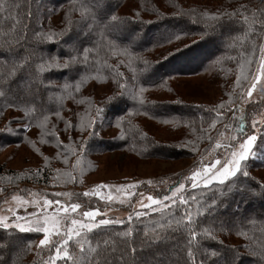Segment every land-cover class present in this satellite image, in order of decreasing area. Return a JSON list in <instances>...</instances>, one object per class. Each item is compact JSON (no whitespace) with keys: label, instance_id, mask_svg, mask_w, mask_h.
<instances>
[{"label":"snow or ice","instance_id":"obj_1","mask_svg":"<svg viewBox=\"0 0 264 264\" xmlns=\"http://www.w3.org/2000/svg\"><path fill=\"white\" fill-rule=\"evenodd\" d=\"M260 2L264 5V0ZM49 3L50 0H24L23 4L17 0H0V18L8 22V30L0 36V118L7 109L20 113L0 127V133L14 134L17 129L11 126L13 123L21 125L19 131L22 132L34 127L39 130L40 144L50 143L49 137L55 141L59 150L56 156L64 165H68L73 156L79 164L87 141L99 137L103 125L105 108L81 95V89L89 81L103 84L112 80L116 86L113 95L101 104L128 97L136 105L135 110L126 113L132 117L139 114V108L155 104L144 95L145 85L156 75L153 72L144 76L153 67L142 55L145 45L163 48L174 44V50L163 57L168 60L191 47L183 43L191 35H199L201 40L222 39L228 35L232 42L227 47L232 48L237 40L248 39L254 31L257 35L264 32V7L252 11L243 3L233 6L232 10L227 7L185 9L176 0H169L174 11L171 15L156 12V23L160 20H174L175 23L166 28L160 38L149 35L143 27L153 21H144L140 11L131 17L118 15L120 4H114L113 0H65L68 7L62 9L61 25L53 28L45 23L56 14V8L48 9ZM21 9L24 10L22 20ZM76 16L79 19H75ZM236 31L243 32V36H231ZM256 51L259 61L255 71L248 72L254 62L251 57L240 64L244 82L237 78L235 86L241 91L236 99L208 109L215 113L209 128H215L217 121L222 122L226 112L232 116L216 137L209 135L208 129H202L209 147L190 174L181 176L155 196H145L143 191L135 189L141 184L162 185L165 180L137 181L118 187L97 184L82 194H75L77 197H97L105 201L107 210L115 199L130 209L125 219L108 217L101 207L73 200L72 193L57 192L55 199H44L43 205L36 199L11 195V200L5 198L4 203L14 202L15 206L4 210L7 215L0 214V229L3 230L0 264H21L23 257L33 252L32 242L18 238L17 233L25 232L43 236L35 244L37 259L34 264H57L58 261L60 264H264V237L250 235L247 228L253 220L264 221V212L257 213L253 207L257 201L264 206V182L250 172L253 162L264 164V142L257 144L260 130L264 129V119L246 117L244 108L246 103H255L252 97L257 89V95L264 102V83H261L264 45L253 44L251 55L255 56ZM101 52L102 62L98 59ZM112 58H116V64L109 63ZM227 59L236 58L229 56ZM138 64L143 65L139 72L135 67ZM121 67L129 69L131 75L126 76L120 71ZM101 69H107L108 74L103 75ZM57 72L64 73L59 81L55 77ZM73 72L75 75L68 79V74ZM160 83L167 81L161 79ZM168 90L172 91L171 88ZM65 100L77 105L87 102L83 114L73 112V116L79 117L78 123L62 115L65 110L72 111L65 109ZM144 114L147 115V111ZM260 115L264 116V113ZM248 120L250 127L246 123ZM124 122L123 115L114 122L115 127L121 129L120 139H125ZM60 123H63L62 129L58 128ZM70 130L78 131L80 139L68 137L69 143H65L56 134ZM22 138L27 139L36 153L43 155L37 141L27 136ZM186 143L195 151L199 150L191 142ZM44 159L47 161L48 157ZM53 171L52 180L58 181L64 176L74 183H83V169L79 176L60 169ZM44 173L41 168L29 171V175L37 180ZM106 188L117 192L115 198L111 192L106 196L101 192ZM123 190H128L127 199L121 198ZM2 191L4 189L0 188ZM61 197H68V200ZM29 205H36L39 211L27 213ZM48 207L52 208L51 213ZM20 208L27 214L18 215ZM78 211V216L73 215ZM150 212L156 213L159 219H153L148 228L143 226V218ZM115 226H122V230H112ZM221 233L235 235L241 243L225 244L218 238ZM173 250L179 259L173 257Z\"/></svg>","mask_w":264,"mask_h":264},{"label":"rangeland","instance_id":"obj_2","mask_svg":"<svg viewBox=\"0 0 264 264\" xmlns=\"http://www.w3.org/2000/svg\"><path fill=\"white\" fill-rule=\"evenodd\" d=\"M150 1L146 0L145 3V0H113L115 3H121L117 12L118 15L131 17L133 13L140 11L141 18L145 21H157L158 17L156 12L171 15L174 11L169 0ZM176 2L185 9L189 7L207 9L227 7L229 10H232L233 6L238 7L241 3L247 5L252 11H256L259 7H264V5H261L260 0H176ZM149 6L151 7L149 8ZM50 8L51 7L48 6V9ZM63 15L64 12L62 9H56V14L52 15L50 20H46L45 23L50 24L53 28H58L61 25V17ZM257 16L259 17V13H257ZM74 18L79 19L78 16ZM253 28H256V26L254 25ZM191 36L186 37L184 42L186 43L190 40L192 38ZM231 36L242 37L243 32H232ZM160 37L161 34L156 38ZM250 40L249 37L248 39L237 40L236 45H241L240 47L244 48V42ZM221 41L223 45L221 44V47L213 56L207 58L202 66H195L197 71L195 74L187 75L184 73H177L176 69H173L174 71L170 70L172 72H165V75L168 77L166 84H162L163 86L160 84L157 87L147 89L144 95L147 100L155 102L154 105L150 106L151 109L153 107L155 110L159 111L158 113L147 112L149 117L142 114L130 119L131 128L134 129V127H137L141 133L146 134L147 139L162 150L149 149L145 145L144 149L145 151L147 150L146 153L148 154L139 156L123 148H110L113 147L110 143L107 147H104L107 141L119 140L120 137V131L112 127L111 120L113 116L111 112L105 108V118L100 129L99 137L87 141L79 164H77L76 157L73 156L70 157L69 164L64 165L62 160L56 156L59 150L56 148L55 141L52 140L51 137L48 138L50 143L40 144L38 129L31 128L28 129L27 132H22L19 131L21 125L13 123L11 126L17 129V131L12 134V136L21 140L19 143H15V145L9 144L6 147H2L1 145L0 147V188L4 189V191L0 192V214L7 215L4 210L8 207L15 206L14 202L10 204L4 203L5 198L11 200V195H21L24 196L25 199H36L43 205L44 199H55V193L61 192L74 194L72 199H78L82 204L89 203L101 207L102 211H107L108 217L125 219L130 211L127 205H122L114 199L110 202V210H107L104 207L105 201L99 200L97 197L86 198L82 195L77 197L75 194H82L97 184L118 187L125 183H135L137 181L152 180L156 182L162 179L165 180L166 183L162 185L154 184L149 186L141 184L138 189H135V191H143L145 196L149 194L155 196L167 189L169 185L173 184L181 176L190 174V170L197 166V161L200 159L205 149L209 147V141L205 138L202 129H208V134L216 137L219 131H223V124L228 123L229 118L232 116V113L226 112L222 118V122L217 121L215 128H209L210 122L214 116L211 115L212 113H210L208 109L214 108L221 103H229L235 100L241 91L239 87L235 86L237 78L240 77L241 81L244 82L240 64L244 59L251 57L254 62L249 67L248 72H253L259 61L258 51H256L255 56L251 55L253 53L252 47V51H243V56H241V52H238V55L241 57H237L232 61H227L223 68L216 69L212 67L210 64L212 59L223 51H226L227 44L232 42L228 35L224 36ZM247 43L246 47L253 46V44L257 46L264 45V32L259 33L253 38L252 43ZM148 47L151 46L148 45ZM174 48V44L166 45L163 48L155 47L153 50L144 53L143 56L150 62H159L170 50H174ZM127 70L130 71L129 69ZM128 71H126V76L130 75ZM162 77L164 76L162 75ZM154 78L155 80H160L161 76ZM56 79L59 81V78ZM261 83H264V78L261 79ZM115 87L113 81L101 85H88L84 88L82 97L95 101L97 106L104 107L107 102L101 104V101H106L108 96L113 95ZM169 88H171L172 91H169ZM258 90L259 89L253 92L252 99L255 103H246L244 108L246 117L255 116L256 119L261 120L264 119V116L260 115L264 113V102H261L262 98L257 95ZM229 93H232V95L229 96ZM79 98L80 97H78V99ZM127 99L129 103L133 102L130 98L127 97ZM65 101V109H72V111L65 110L62 112V115L67 119H71L73 123H78L79 117L73 116V112L83 114L88 107L87 102L77 105L74 101ZM176 101H181L182 103H176ZM167 105H185V107L193 106V108H199L205 114L207 120L198 118L195 122L191 120L181 123H163L158 116L163 117L165 114L170 115L169 112L172 111L165 109ZM235 106L238 108L239 104L237 103ZM213 114L215 115V113ZM19 115L20 113L12 109H7L3 117L0 118V127H3L5 123ZM52 119L55 121V117ZM233 123L235 124V122ZM246 123H248L250 127V120L246 121ZM58 128L62 129L63 123H60ZM260 132L261 135H259L257 144H262V140L264 142V129H261ZM2 134L3 133H0V137H2ZM56 134L65 143H69L68 137H71L72 140L80 139V133L78 131L70 130L68 133L57 131ZM225 135L227 136V133ZM25 136L31 140L37 141V147H40L43 155L35 152L32 146L27 142V139L22 138ZM97 140H101V144L95 146L93 142ZM186 142H191V144L196 145L199 150L195 151L191 145ZM99 149L100 151H97ZM45 156L48 157L47 161L44 159ZM37 168L45 170L44 176L38 180L29 175L30 170H35ZM55 169H60L61 172L70 171L76 176H79L81 169H83V183H74L64 176H61L58 181L52 180L51 177L54 175L53 170ZM13 172H16L17 175L12 178L11 173ZM250 172L257 180L264 182V164L258 161L253 162L250 166ZM22 190L27 191L25 192ZM101 192L105 196L111 192L114 198L117 195V192L113 188L101 189ZM127 192L128 190H123L120 193L122 199L128 198ZM29 194L35 195L30 196ZM60 199L68 200V197H61ZM132 199L134 200L135 197ZM145 202L147 203V201ZM34 210L39 211L36 205H29L27 207V213H31ZM47 210L51 213L52 208L48 207ZM27 213L23 208L17 209L18 215L23 216ZM73 215L78 216L79 211L77 214ZM99 218L101 217L97 219ZM32 219H35V217H32ZM153 219H159V217L156 213L150 212L149 216L143 218V226L151 228ZM25 233H34L37 235V239L33 242V252L24 256V262L27 264H34L37 259L34 255L35 244H37L43 236L36 232ZM218 238L224 240L225 244L229 245L241 243L240 238L235 235L221 233ZM172 255L176 258L177 254L175 250H173ZM57 264H60V262L58 261Z\"/></svg>","mask_w":264,"mask_h":264},{"label":"trees","instance_id":"obj_3","mask_svg":"<svg viewBox=\"0 0 264 264\" xmlns=\"http://www.w3.org/2000/svg\"><path fill=\"white\" fill-rule=\"evenodd\" d=\"M148 1H150V0H148ZM17 2L20 4H23L24 0H17ZM113 3L115 4V2H113ZM145 3H146V0H145ZM152 5H153V3H152ZM48 6L51 7L50 9H52V8L64 9V8L68 7V4L65 3V0H50V3L48 4ZM151 6H149V8ZM23 11H24L23 9L20 10L21 20L23 19ZM13 15H16V12H13ZM153 22L154 23H152V24H145V25H143V27H144L145 31L147 33H149V35L154 36V37H157L160 34L162 36L164 34L165 29L170 28L175 23L174 20H160L158 23H156V21H153ZM7 30H8V22L6 20H4L3 18H0V36H2L3 33ZM254 30H255V28H254ZM256 36H257V34L254 31L252 34L249 35V39H251V40L247 41V42L252 43V39L255 38ZM191 37L192 38L186 42V44L191 45L190 48L184 49L182 52L177 53L175 56L171 57L168 60H164L162 58L159 62H151L153 67L148 69V72L145 73L144 76L146 77L148 75H151V73H153V72H155L156 75L152 77V80L147 85H145L147 87V89L157 87L160 84L164 85V83H160L161 79L167 81L168 77H167V75H165V72H172V71H174L173 69H176L177 73H184L187 75L193 74V73L195 74L197 72L195 66L196 67L197 66L200 67V65L202 66V64H204V62L207 60V58L213 56L218 51V49L221 47V44H222L221 39H218V38H213V39L208 41V40H201L200 36H198V35H192ZM193 40L197 41V43L193 44L192 43ZM247 42H244V46H245L244 48L240 47L241 45H236L235 47H232V48L227 47L226 51H223L218 56H215V58L212 59L210 64L212 65V67H214L216 69L217 68H223L224 64L227 61H232L230 59H227V57L231 56V57H235V58H237V57L240 58L241 56L244 55L243 51H245V50L246 51H249V50L252 51L253 46L246 47ZM181 47H183V45H181ZM154 48L155 47H148V45H145V50L142 52V55L144 53H147V52L153 50ZM57 50L58 49H53V51H57ZM238 52L239 53L241 52V56L238 55ZM98 59H100L101 62L103 61V52L100 53V56L98 57ZM109 63L116 64V58H112L111 60H109ZM135 67L137 68V72H139V69L142 68L143 65L138 64ZM125 69L123 67H121L120 71L123 70L125 75H126V71H128V70L127 69L125 70ZM170 70H172V71H170ZM101 71H102L103 75L108 74L107 69H101ZM128 72L131 75V71H128ZM74 75H75L74 72L69 73L68 79H71V77ZM162 75L164 77H162ZM62 76H64V73H61V72L55 73V77L59 78V80L61 79ZM159 76H161L160 80H155L154 77H159ZM111 81L112 80H108V81L104 82L103 84L109 83ZM142 82H143V77H142ZM92 84L101 85L100 83H97L94 81H89L88 84H86L81 89V95L84 91V88L87 87L88 85H92ZM65 104H66V101H65ZM165 107H166L165 109H169L172 112H169L170 115L165 114V115H163V117L158 116V118H160L161 121L170 120V121H174L173 123H175V122L181 123L183 121L188 122L191 120H194V122H195L198 120V118H201V120L202 119L207 120L205 114L199 108H193V106L185 107V105H182V106L167 105ZM104 108H106L108 111L111 112V114L113 116L112 120H111V124H112V127L116 128V129H118L117 127H115V123H114L116 118L119 116H122V115L125 116L124 132H123L125 139L119 138V140L116 139V140H112L110 142L107 141V143H106L107 145L105 144L104 147H107L108 144L110 143L113 145V147H110V148H118V147L121 149L123 148L124 150L131 151V152H133L139 156H145L146 154H148V153H146L147 150L145 151V149H144L145 145L149 149L162 150V149H160V147H156L149 139H147V136H145L143 133H141L137 129V127H134V129L131 128L132 126L128 122L130 119H133L137 115H142V114L145 115L144 113L146 111L149 113H155V112L158 113L159 111L155 110V108L152 107V109H151L150 105H146L145 107L139 108V114H136L132 117H128L126 115V113L128 111L135 110L136 105L134 104V102L129 103V100L127 99V97L117 98L108 104L106 103ZM174 109H176V110H174ZM181 112H183V113H181ZM211 115L215 116L213 113ZM152 117H155V116H152ZM202 117H204V118H202ZM118 130L120 131L119 135H121V129H118ZM1 136L2 137H0V147H1V145H2V147H6L9 144L15 145V143H19L21 140L19 138H15L14 136H12V134H8V133H6V134L3 133ZM262 142H263V140H262ZM93 143L95 146H97V145L101 144V140H97ZM97 151H100V149ZM11 174H12V178L17 175L16 172H13ZM253 207H255L258 210V211H256L257 213L264 212V206H262L259 201H257L256 204L253 205ZM137 226H139V225H137ZM124 227H126V226H124ZM247 228H248L250 235L255 234L256 236L264 237V221L253 220L247 225ZM112 230H122V227L115 226L114 229H112ZM0 234L1 235L3 234L2 229H0ZM17 235L21 241L32 242V244H33L34 240L37 239V235H35L34 233H17ZM179 258L180 257L177 255L175 259H179ZM21 264H27L26 262H24V257L22 259ZM30 264H33V263H30Z\"/></svg>","mask_w":264,"mask_h":264},{"label":"bare ground","instance_id":"obj_4","mask_svg":"<svg viewBox=\"0 0 264 264\" xmlns=\"http://www.w3.org/2000/svg\"><path fill=\"white\" fill-rule=\"evenodd\" d=\"M255 208V207H254ZM256 211H258L256 208H255Z\"/></svg>","mask_w":264,"mask_h":264}]
</instances>
